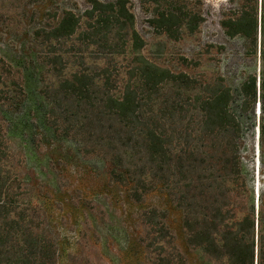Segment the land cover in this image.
I'll use <instances>...</instances> for the list:
<instances>
[{"label": "trees", "instance_id": "1", "mask_svg": "<svg viewBox=\"0 0 264 264\" xmlns=\"http://www.w3.org/2000/svg\"><path fill=\"white\" fill-rule=\"evenodd\" d=\"M191 1L179 0L175 16L156 17L160 26L174 18L181 42L198 39L178 72L140 54L128 0L64 10L41 30L50 45L69 50L43 52L48 61L32 53L16 65L0 61V264H60L62 254L78 252L89 204L101 196L139 210L134 222L154 237L145 246L131 240L137 264H256V256L264 264V185L256 187L257 140L264 182V0L212 2L208 10ZM126 54L140 58L129 63ZM70 140L76 147H65ZM16 153L33 171L26 177ZM45 163L60 178L46 176ZM73 164L77 180L93 186L78 206L67 201L73 190L59 185ZM39 176L47 183L36 187L32 208L25 191ZM154 193L170 207L148 204ZM57 202L74 216H56ZM65 218L78 238H67Z\"/></svg>", "mask_w": 264, "mask_h": 264}, {"label": "rangeland", "instance_id": "2", "mask_svg": "<svg viewBox=\"0 0 264 264\" xmlns=\"http://www.w3.org/2000/svg\"><path fill=\"white\" fill-rule=\"evenodd\" d=\"M43 1L44 3L48 2L45 4V7H41ZM50 1H53V3L48 0H0V61L16 65L18 60L26 56H24V54L30 53H32L33 57L38 55L41 60L44 59L48 61L47 56L42 55L43 52H61L69 50V46L50 45L47 42L46 35L41 29L48 32V30H50L49 27L56 23L61 13L69 8H78V10H75L82 13L81 11L84 10L87 2L86 0ZM223 1L225 0H192L190 4L194 10H208L210 3ZM54 2L56 3L55 6ZM128 2V7L131 8L132 12L135 14V29L139 32L144 41V46L140 50V54L162 69L178 72L181 54L187 53L191 55L196 51L198 39L196 37H188L185 43L181 42L179 40L177 27L175 26V19L167 18L166 21L163 20V22H161L160 26L156 22V17L161 14L167 16L170 12L175 16L179 0H128ZM212 17L213 15L207 19L211 20ZM209 26L210 24H207V27ZM205 27L206 24L200 36L201 39H205L203 38ZM39 32L40 34L37 36ZM91 51L92 50L88 49V53H91ZM98 51L102 52L103 50L101 47H98ZM126 55L127 57L125 60L129 63L135 62L137 58H140L139 56H135V54ZM123 58L124 55L121 54L119 59L122 60ZM14 67L12 66L11 73L13 76L18 77L19 70L17 67ZM50 68L51 67H47L45 71H49ZM48 80L49 79L46 78V81ZM159 98L163 101L164 94ZM69 146H72V148L76 147L75 143L71 140L70 142H65V147ZM95 148V146L90 145L87 147V150L92 151L95 150ZM18 150H20V148ZM20 155L16 153L15 161L18 166H20L18 161L20 160V162H22L20 163L22 164L20 172L23 177H26V174H30L33 171L30 166L25 165V160ZM79 156L81 157L82 155L79 154L78 158H80ZM91 158H93L94 161H98L94 156H91ZM257 159L258 140L256 143V170L258 173L259 167L257 166ZM43 166L46 176L60 178V172L55 170L50 173L48 172L49 169H47L46 163ZM74 166L75 164L67 170L69 172L66 174L62 172L64 179L59 181L61 182L59 185L65 184V187L68 186L73 190L69 191V188L67 189L69 195L72 197V199H70L68 196L67 201L74 206H78L80 205L78 201L80 196L85 195L86 192H92L93 186L77 180L81 175L75 173L76 168ZM77 170L80 174L84 172L80 164ZM257 173L256 187L259 186L261 189L264 182L262 179L260 180ZM41 176L44 177L43 175ZM42 177H35L33 181L31 180L33 184L29 187L30 191H25L26 198L32 200V208L39 207V203L35 198L36 195L38 196L36 187H43V184L46 185L47 183L46 179ZM77 188H81V193L75 192ZM108 198L109 197L101 196L92 200L93 202L89 204V210H87L91 215L88 216V223L84 225L85 228H83L79 236L78 232L74 231L75 226L71 227L70 218L64 219L65 224L68 223L67 238L78 236L80 240L78 242L79 251H70V255L62 254L60 264H137L135 258L137 257L136 251L138 247L137 245L132 246L131 243L133 242H131V240H137L141 243V246H145L150 245L151 239L154 237L152 235L149 236V229L146 225L142 224L143 221L134 222L141 214L139 210L134 208L132 211L128 204L126 205L127 207H122L120 205L114 207ZM164 199L165 198L161 197L159 193H154L149 196L147 202L148 204L161 203L165 207H170L167 201L163 202ZM57 203L59 211H55L56 216L63 217V215L71 216L72 214L74 216L76 211L69 204L66 205L67 203H65V205H63L61 202ZM60 209L63 211H60ZM170 211L171 215L169 221L174 229L173 232L176 239L178 238L176 245L181 246L180 216L177 211L173 209ZM65 243H67V241H65Z\"/></svg>", "mask_w": 264, "mask_h": 264}, {"label": "water", "instance_id": "3", "mask_svg": "<svg viewBox=\"0 0 264 264\" xmlns=\"http://www.w3.org/2000/svg\"><path fill=\"white\" fill-rule=\"evenodd\" d=\"M261 18V8L259 10V19ZM259 23H260V20H259ZM259 45H260V28H259ZM256 252H257V249H256ZM256 264H257V256H256Z\"/></svg>", "mask_w": 264, "mask_h": 264}, {"label": "bare ground", "instance_id": "4", "mask_svg": "<svg viewBox=\"0 0 264 264\" xmlns=\"http://www.w3.org/2000/svg\"><path fill=\"white\" fill-rule=\"evenodd\" d=\"M258 192V191H257Z\"/></svg>", "mask_w": 264, "mask_h": 264}]
</instances>
